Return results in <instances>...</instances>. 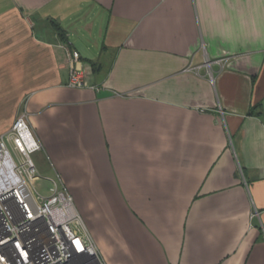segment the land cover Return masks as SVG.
I'll return each mask as SVG.
<instances>
[{"label": "crops", "instance_id": "1", "mask_svg": "<svg viewBox=\"0 0 264 264\" xmlns=\"http://www.w3.org/2000/svg\"><path fill=\"white\" fill-rule=\"evenodd\" d=\"M23 112L106 264H264V0H0Z\"/></svg>", "mask_w": 264, "mask_h": 264}, {"label": "built area", "instance_id": "2", "mask_svg": "<svg viewBox=\"0 0 264 264\" xmlns=\"http://www.w3.org/2000/svg\"><path fill=\"white\" fill-rule=\"evenodd\" d=\"M66 48L68 85L87 86L79 52ZM42 148L27 112L0 135V264H106L61 179L47 178L54 185L49 194L34 184L41 176L34 154Z\"/></svg>", "mask_w": 264, "mask_h": 264}, {"label": "rangeland", "instance_id": "3", "mask_svg": "<svg viewBox=\"0 0 264 264\" xmlns=\"http://www.w3.org/2000/svg\"><path fill=\"white\" fill-rule=\"evenodd\" d=\"M111 54V51L109 50L107 53H104L103 59H107V57ZM34 159L36 160V157L34 156ZM44 165L47 167L48 165V160L45 158L44 160ZM47 178H56L53 174L50 175H45V174H41V176H39L38 178H36L34 180V184L36 185V187L38 188V190L40 192H42L43 194H49L52 192V190L54 189V185L53 182L50 181Z\"/></svg>", "mask_w": 264, "mask_h": 264}, {"label": "trees", "instance_id": "4", "mask_svg": "<svg viewBox=\"0 0 264 264\" xmlns=\"http://www.w3.org/2000/svg\"><path fill=\"white\" fill-rule=\"evenodd\" d=\"M54 24V27L57 31V33L59 34L60 38L65 41V42H68V37H67V34H66V31L64 30V28L58 23V22H53ZM256 108H252L250 110V113H254V114H257V115H262V110L259 109L258 111H255Z\"/></svg>", "mask_w": 264, "mask_h": 264}]
</instances>
